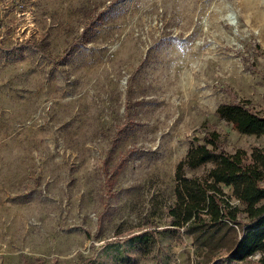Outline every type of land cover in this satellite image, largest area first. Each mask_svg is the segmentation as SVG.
I'll return each mask as SVG.
<instances>
[{"label": "rangeland", "instance_id": "obj_1", "mask_svg": "<svg viewBox=\"0 0 264 264\" xmlns=\"http://www.w3.org/2000/svg\"><path fill=\"white\" fill-rule=\"evenodd\" d=\"M0 47V264H208L176 168L201 126L264 145L216 113L264 115V0H0Z\"/></svg>", "mask_w": 264, "mask_h": 264}, {"label": "trees", "instance_id": "obj_2", "mask_svg": "<svg viewBox=\"0 0 264 264\" xmlns=\"http://www.w3.org/2000/svg\"><path fill=\"white\" fill-rule=\"evenodd\" d=\"M105 11L91 12L80 35L69 46L86 44V29L99 22ZM25 43L41 52L35 43ZM70 47L52 62L58 63ZM216 113L240 133L264 137V115L248 103L237 99L221 103ZM197 132L202 137L191 138L187 153L176 168L175 199L169 207L171 225L197 232L207 248L208 264H264V145L250 152H229L217 131L201 126ZM199 169H203L201 175H188V171ZM105 180L110 179L105 176ZM258 253L259 258L254 260Z\"/></svg>", "mask_w": 264, "mask_h": 264}]
</instances>
